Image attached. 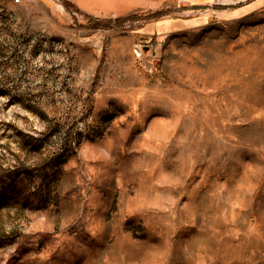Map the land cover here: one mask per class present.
<instances>
[{
    "label": "rangeland",
    "instance_id": "1",
    "mask_svg": "<svg viewBox=\"0 0 264 264\" xmlns=\"http://www.w3.org/2000/svg\"><path fill=\"white\" fill-rule=\"evenodd\" d=\"M0 264H264V0H0Z\"/></svg>",
    "mask_w": 264,
    "mask_h": 264
},
{
    "label": "trees",
    "instance_id": "2",
    "mask_svg": "<svg viewBox=\"0 0 264 264\" xmlns=\"http://www.w3.org/2000/svg\"><path fill=\"white\" fill-rule=\"evenodd\" d=\"M200 7V6H197ZM90 22L89 24H92L94 26H108V27H120L124 21L126 20V17H117V18H98L93 15H89Z\"/></svg>",
    "mask_w": 264,
    "mask_h": 264
}]
</instances>
